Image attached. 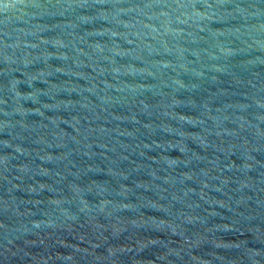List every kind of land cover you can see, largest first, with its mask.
<instances>
[{"label": "water", "instance_id": "1", "mask_svg": "<svg viewBox=\"0 0 264 264\" xmlns=\"http://www.w3.org/2000/svg\"><path fill=\"white\" fill-rule=\"evenodd\" d=\"M0 264H264V0H0Z\"/></svg>", "mask_w": 264, "mask_h": 264}]
</instances>
